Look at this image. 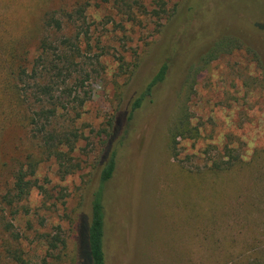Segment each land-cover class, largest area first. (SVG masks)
Here are the masks:
<instances>
[{"label": "rangeland", "instance_id": "1", "mask_svg": "<svg viewBox=\"0 0 264 264\" xmlns=\"http://www.w3.org/2000/svg\"><path fill=\"white\" fill-rule=\"evenodd\" d=\"M78 1L0 0V78L11 80V63L32 66L49 35L45 11H69ZM112 1L90 0L83 71L56 91L61 104L54 125L78 134L71 154L82 168L63 176L35 138L22 98L17 120H0V243L41 263L44 235L59 225L67 240L63 253H70L59 262L73 264L72 221L90 212L110 123L126 112L128 118L132 99L167 61L165 82L146 113L134 112L143 122L104 186L107 264L264 260V0H165L168 16L157 22L138 9L150 10L156 0H128L134 6L123 11ZM78 94L89 99L79 104ZM185 108L200 136L182 138L176 158L170 132ZM226 147L241 161L215 171V160L228 159ZM29 162L37 164L34 179L42 188L9 206L2 197L15 193V175ZM7 221L21 233L19 241L4 230ZM0 264L16 263L0 253Z\"/></svg>", "mask_w": 264, "mask_h": 264}, {"label": "trees", "instance_id": "2", "mask_svg": "<svg viewBox=\"0 0 264 264\" xmlns=\"http://www.w3.org/2000/svg\"><path fill=\"white\" fill-rule=\"evenodd\" d=\"M134 2L138 4V0ZM112 3L121 11L124 10L123 7L125 5L128 9L134 6L133 1L129 2L128 0H113ZM154 4L158 7L148 10L146 6L140 5L138 9L154 22L166 18L168 16L167 2L165 0H156ZM90 6V0H81L69 11H45L42 17V25L49 32V35L41 39L40 53L32 62V66L29 67L27 63H21L15 69L14 64L11 63L9 64L11 80L6 81V79L0 78V120L3 119L6 124L17 120L20 106L18 101L22 98L23 103L27 104L29 111L31 110L30 125L33 126L35 138L38 140L40 137L41 147L44 151H47L48 157L56 159L63 176L80 170L83 160L71 154L75 148L74 142L78 141V134L74 131L58 129L54 125V120L58 116L61 104L57 99L56 91L60 84L68 85L80 71H83V66L80 63L84 56L82 36L89 38L91 25L87 22V11ZM69 26L72 27L70 30ZM120 60H123V58L120 57ZM135 65L138 67L139 63L136 62ZM169 70V63L167 61L163 62L142 91L130 102L128 118V112H126L113 118L115 125L110 123L111 130L113 127L114 129L108 133V137L110 136L108 147L101 161L98 183L96 182V186L92 191L90 212H78L72 221L76 242V251L72 253L73 257L71 258L73 264H107L103 203L104 186L117 174L118 156L120 154L123 156L124 152L129 149L126 146H130L131 142L134 141V138H136L135 132L139 130L143 122V120L133 115L134 112L142 108L144 109L143 112L146 113L145 111L151 108L148 104L154 101L156 90L165 82ZM68 91L71 94L72 90L69 87L65 89V93H68ZM121 96L122 91L119 92V98ZM88 99L87 95L85 97H81L79 94L76 95V100H79V104H83ZM125 120L129 122L126 129H124ZM104 130L107 132V129ZM170 136L169 145L173 156L176 158L179 155V144L182 138H198L200 136L199 128L192 124L187 108L180 113L171 129ZM113 144H115L114 148L112 147ZM67 147L70 148L67 150ZM225 156L228 157L226 161L222 159L223 161L215 160L213 162L215 171L230 170L242 158L240 153L231 147H226ZM36 167L37 164L35 162H29L27 168L21 167L16 173L13 186L15 193L8 192L2 197L9 206H13L15 199L21 200L29 195L33 187L42 188L34 179ZM92 180L89 181V184ZM87 183H85V189L90 187L89 184L87 186ZM81 204L82 201L80 206ZM16 213L17 210L12 211V214ZM3 228L15 241L21 239V233L16 230L14 223L11 221H7ZM62 231V227L58 225L55 233H46L44 235L47 251L46 255L41 259V263L31 262L25 256L23 250L8 243H0V253L10 257L16 264H50L48 258L56 261L57 263L55 264H60L59 261L70 255L67 251L63 253L67 247V240ZM246 258L244 256L235 260L229 259L226 260V263L264 264L263 259L254 258L247 260Z\"/></svg>", "mask_w": 264, "mask_h": 264}]
</instances>
